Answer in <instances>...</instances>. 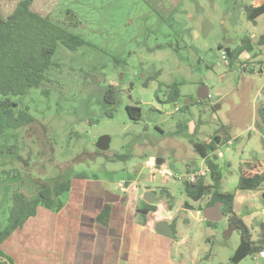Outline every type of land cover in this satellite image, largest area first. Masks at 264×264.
<instances>
[{
    "label": "rangeland",
    "instance_id": "1",
    "mask_svg": "<svg viewBox=\"0 0 264 264\" xmlns=\"http://www.w3.org/2000/svg\"><path fill=\"white\" fill-rule=\"evenodd\" d=\"M36 3L39 12L49 13L51 21L84 44L74 51L58 44L43 84L12 97L34 123L7 128L0 136L1 226L7 225L15 197H30L59 177L81 174L113 189L119 182L154 189L155 210L141 208L158 223L175 224V261L233 264L241 232L226 238V219L216 225L205 221L200 209L207 208L211 193L193 201L183 177L201 173L206 185L213 184L193 143L217 138L214 156L222 193H239L242 170L264 172L259 114L264 107V15L255 23L248 19L246 7L254 1L179 0L176 7L168 6L165 19L156 11H166V0ZM205 22L210 25L206 35ZM246 37L252 39L253 52L225 62L224 40L234 50ZM173 84L180 98L166 102ZM202 89L208 92L204 100L199 99ZM103 136L111 139L105 152L97 148ZM158 160L169 170L153 177L148 166ZM246 192L241 194L249 198L234 201L233 213L254 238L264 223V215H252L264 204V186ZM239 264H264V254L250 252Z\"/></svg>",
    "mask_w": 264,
    "mask_h": 264
},
{
    "label": "crops",
    "instance_id": "2",
    "mask_svg": "<svg viewBox=\"0 0 264 264\" xmlns=\"http://www.w3.org/2000/svg\"><path fill=\"white\" fill-rule=\"evenodd\" d=\"M19 1L0 0V13L6 17ZM36 1L33 10L48 16L38 11ZM166 1L165 17L168 6L172 9L179 0ZM253 1L255 5L262 0ZM70 181L58 210L39 206L36 215L5 242L3 250L13 264H187L174 260L175 240L159 236L157 218H148L141 208L149 205L145 193L154 189L132 184L123 193L81 174ZM235 194V201L249 198L241 191ZM252 215L263 216L264 204Z\"/></svg>",
    "mask_w": 264,
    "mask_h": 264
},
{
    "label": "trees",
    "instance_id": "3",
    "mask_svg": "<svg viewBox=\"0 0 264 264\" xmlns=\"http://www.w3.org/2000/svg\"><path fill=\"white\" fill-rule=\"evenodd\" d=\"M34 2L35 0H20L13 12L6 17L0 13V136L7 128L19 129L34 123V118L28 110L17 109L19 105L12 100V97L25 95L30 88H37L43 84L51 68L58 44L72 51L84 44L79 36L51 21L49 16H42L35 12L32 8ZM246 12L248 19L255 23L260 16L264 15V0L247 6ZM156 13L164 19L167 18L160 11ZM263 40L264 38L261 42ZM253 50L252 39L246 37L241 40L236 49L231 50V59H237L245 52L252 53ZM167 89L166 102L172 103L180 98L178 85L173 84ZM112 96L113 90H110L108 97ZM132 110L133 108H128V111ZM136 112L140 113L138 109ZM259 114L264 121V107L259 110ZM193 148L206 163L213 184L206 185L204 176L200 177L195 185L183 178L189 198L199 202L211 193L207 207L221 203L224 216L238 226L242 235L247 236L249 230L244 221L233 213L236 194L221 192L223 177L216 163V156H214L218 144L215 140L209 143H193ZM263 186L264 172L251 174L244 170L241 171L237 191H256ZM70 187L71 181L59 177L35 195L15 197L7 225L2 227L0 223V256L8 258L13 264L3 250L5 242L17 229L23 227L29 219L36 215L39 206L58 210L61 207L60 196L68 192ZM147 209L155 210V207L147 205ZM205 209H200V211L203 212ZM171 228L176 235L174 223L171 224ZM263 248L264 246L259 247L258 251ZM0 264H6V262L0 261Z\"/></svg>",
    "mask_w": 264,
    "mask_h": 264
},
{
    "label": "water",
    "instance_id": "4",
    "mask_svg": "<svg viewBox=\"0 0 264 264\" xmlns=\"http://www.w3.org/2000/svg\"><path fill=\"white\" fill-rule=\"evenodd\" d=\"M209 27H210L209 23L205 22L203 24V34L204 35L208 33ZM226 28H227V25L225 26V29ZM229 45H230V42L225 39L224 40V51L227 54L228 58L231 57L232 55ZM207 95H208V92L206 91V89H202L199 94V99L204 100L207 97ZM110 141L111 139L108 136L101 137L97 143V148L103 152L109 150ZM215 142L217 144L220 143L218 139H215ZM157 163L161 165L164 163V161L158 160ZM143 198L146 201V203H148L149 205H153L157 202V195L153 191H147ZM263 198H264V195H263ZM203 217H204V220L207 222H214V223L221 222L223 220V211L221 210V206L217 204L215 207H207L203 211ZM236 230H238V226L234 223H231L229 225V229L225 232L224 236L226 238H230ZM156 233L159 236H162V237H165L171 240H175V237H176L174 230L171 228V226L167 222L158 223L156 226ZM260 237L262 239L260 242V246L263 247L264 246V223L261 226ZM250 252H251V244L242 238V243L240 247L236 250L234 256L232 257V263L239 264ZM0 261L6 262L7 264H11V261L8 258L3 257V256H0Z\"/></svg>",
    "mask_w": 264,
    "mask_h": 264
},
{
    "label": "built area",
    "instance_id": "5",
    "mask_svg": "<svg viewBox=\"0 0 264 264\" xmlns=\"http://www.w3.org/2000/svg\"><path fill=\"white\" fill-rule=\"evenodd\" d=\"M222 59H223L225 62H227V60H228V57H227V54L225 53V51L222 52ZM176 110H178V108H177ZM148 168H149V170H150V172H151V175H152L153 177H155V176H157V175L162 176V175H164L166 172H168V170H169V169H168V166H167V164H165V162H164L163 164H161V165H159L158 163H152L151 165L148 166ZM202 176H203V175H201V173H194V174H191V175H189V176H184L183 178H184L188 183H190V184H194V185H195V184L197 183V180H198L200 177H202ZM129 187H130L129 184H125V183H123V182H119V183L117 184V188H118V190H120V191L123 192V193L127 192V190L129 189ZM169 220H172V217H170ZM257 253H259V255H260L261 253L264 254V248H263L261 251L257 252Z\"/></svg>",
    "mask_w": 264,
    "mask_h": 264
},
{
    "label": "flooded vegetation",
    "instance_id": "6",
    "mask_svg": "<svg viewBox=\"0 0 264 264\" xmlns=\"http://www.w3.org/2000/svg\"><path fill=\"white\" fill-rule=\"evenodd\" d=\"M178 4H177V2L176 3H174L173 4V6H177ZM167 18H169L168 16H167ZM63 178V177H62ZM65 179V178H64ZM66 181L68 180V181H70V179L69 178H67V179H65ZM39 192V191H38ZM37 194V193H36ZM35 195V194H34ZM196 202V201H195ZM209 203V202H208ZM217 204H219L220 206H221V210L223 211V206H222V204L221 203H215L213 206H211V207H215ZM154 205V204H153ZM153 205H150V206H153ZM208 205V204H207ZM146 207V206H145ZM147 208V207H146ZM148 211H150V210H148ZM146 212H144V214H145ZM147 214V213H146ZM223 219H226L228 222H229V224H231V223H233L228 217H225L224 216V213H223ZM169 221H173V218H172V220H169ZM158 224V223H157ZM209 224L210 225H216L217 223H214V222H209ZM157 226V225H156ZM171 226V225H170ZM260 234H261V229L259 230V233H258V235H256L254 238L253 237H250V234L249 233H247L246 235L247 236H245V235H242L243 237V239L245 240V241H247V242H249L250 244H251V252H254V253H257V252H259L258 251V248L259 247H261L260 246V242H261V237H260ZM7 264V263H6Z\"/></svg>",
    "mask_w": 264,
    "mask_h": 264
}]
</instances>
